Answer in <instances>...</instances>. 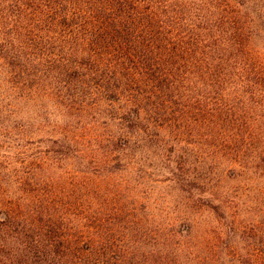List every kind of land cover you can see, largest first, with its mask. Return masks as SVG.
I'll return each instance as SVG.
<instances>
[{"label": "trees", "instance_id": "trees-1", "mask_svg": "<svg viewBox=\"0 0 264 264\" xmlns=\"http://www.w3.org/2000/svg\"><path fill=\"white\" fill-rule=\"evenodd\" d=\"M261 50L264 0H0V139L17 149L0 153V264L235 254L264 217L234 186L264 182Z\"/></svg>", "mask_w": 264, "mask_h": 264}, {"label": "rangeland", "instance_id": "rangeland-1", "mask_svg": "<svg viewBox=\"0 0 264 264\" xmlns=\"http://www.w3.org/2000/svg\"><path fill=\"white\" fill-rule=\"evenodd\" d=\"M264 51V50H261ZM51 85H42L41 89L42 90H46V92L50 93L51 90ZM46 103L49 105L52 103V99L51 97L47 94V97L45 98ZM55 117V114H54ZM57 119V118H56ZM2 129H0L1 131ZM45 130H43V132H39L37 134H35L33 137H40L41 135H46V133H44ZM0 135H4L3 133H0ZM167 135L170 138H173V135L167 132ZM0 153L7 151L8 149H11V151H17V149H15V147H13L12 144H10V147L8 144L3 143V139H0ZM32 152L34 151V149H43L44 145H40V144H36V145H30L28 147ZM5 176L0 172V183L5 182ZM235 186V196L237 198V202L238 203H245L250 205L251 207L254 208V206L256 205V207L259 208V205L262 200V202H264V182H259V183H255V182H245V181H241V182H237L234 184ZM159 187H164V184H160ZM160 191L162 192H167L169 191V189H160ZM172 191H169V193H171ZM259 203V204H258ZM214 204H218L216 201L214 202ZM3 207V206H2ZM256 213H260L258 211V209L256 208L255 211ZM204 220L212 223V224H217L220 225V227L222 226V230L223 232H225V228L228 226V221H230L228 219V217H225L223 219H219V220H215V218L213 217L212 214H206V216L204 217ZM260 224L264 223V217L262 214L254 216V215H247L244 220L243 223L246 226V229L244 231H241L239 233V237L238 241L236 243V253L233 254L231 253V251H229L226 255L225 254H221V258L219 259L220 264H264V227L261 229L259 227L260 224H258L259 222ZM258 225V229L260 231H257L254 229V227L252 225ZM264 225V224H263ZM220 236H222L221 241L220 242V246H223V243L226 242L227 239V235L222 233ZM211 240L213 241V243H217V239H215L214 236H211ZM218 244V245H219ZM217 245V244H216ZM215 245V246H216ZM214 247H210V249L207 251V255L210 257V261L212 263H216V257L215 252L217 251L216 248ZM223 249L220 248V251H222Z\"/></svg>", "mask_w": 264, "mask_h": 264}]
</instances>
